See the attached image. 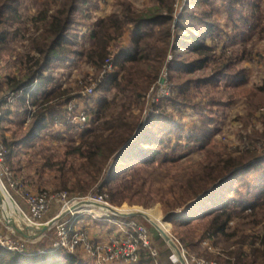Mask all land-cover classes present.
<instances>
[{
	"label": "rangeland",
	"instance_id": "1",
	"mask_svg": "<svg viewBox=\"0 0 264 264\" xmlns=\"http://www.w3.org/2000/svg\"><path fill=\"white\" fill-rule=\"evenodd\" d=\"M63 1L11 0V10L14 12L4 16L5 24L1 29L10 32V38L7 47L0 53V115L3 118L0 121V140L11 141L13 134L18 137L25 136L32 129L33 115L38 109L51 115L53 113L54 119H60V111L66 113L65 117L60 119L61 124H51L46 130L34 134L32 139L23 141L24 143L16 147L8 158L11 169L27 192L49 195L67 193L71 197L83 198L80 203L91 201L122 212L144 211L164 223V209L167 208L164 206L177 202L180 186L196 175L206 162L217 161L229 153L236 157L248 151L250 155L258 156L264 152V0H240L234 9L227 4V0H215V10L212 12L215 25L210 33H205L203 27L193 28L196 34H205L207 45L213 48V56L207 70L197 75H212L218 69L217 64H222L225 57L232 60L231 67L219 81L201 86L193 85L184 95L188 103L198 105L196 110L190 106L175 108L169 102L168 99L176 97L179 89L178 81L171 80L166 67L157 83L149 88L146 96L139 104H134L130 111V121H136L140 116V128L157 112V105L161 104L178 122L175 129L180 128L179 134L165 135L159 145L152 147L157 153L153 164H142L134 171L124 173L127 178H121L124 175L122 174L117 181L105 187H101L100 183H93L82 173L73 174L70 169L73 166L78 168L80 160L67 157L68 147L80 143L83 130L98 126L96 108L100 102H113L115 98L114 90L101 87L105 80L102 83L98 81L104 62L107 57H116L132 46L133 28L127 26L122 35L117 36L111 43L107 57L98 59L99 51L93 45L95 41L91 37L92 33L98 30L96 24L111 15L121 14V4L124 2L131 3L143 12L154 9L158 4L154 0H81L75 12L77 15L73 18L65 38L68 45L64 46V49L71 51V54L65 59L53 60L50 70L45 72V75L50 74L54 79L47 87L48 91L53 92L52 96L45 98L42 96L44 91L41 90L40 93L38 90V102L45 105L42 108H39V105L33 106L36 100L31 98H27L24 104L16 95H8L7 79L24 75L23 61L30 50L31 40L40 33L37 27L43 24L42 19H39L44 12L52 14L59 10ZM172 5L175 21L186 8L196 14L204 11L202 7L193 5L192 0H173ZM92 56L95 58L92 59ZM184 57L194 59L196 55L185 54ZM173 60L172 52L168 62L172 63ZM226 73L228 77L225 76ZM162 78L165 79L163 82ZM91 87H95L94 94L84 95L87 88ZM121 104L120 96L107 115L117 114L121 110ZM203 105L205 106L202 108ZM70 108L73 110H68ZM201 111L205 112V124L199 116ZM82 112L89 120L84 129L71 122ZM69 123L75 128H69ZM205 128L211 135L210 139L208 138V146L203 148L201 142L192 138L199 136V132ZM253 161H256V158ZM260 165L240 173L234 183L235 189L229 190L227 195L233 200L230 206L236 210L224 235L205 234L207 221L175 228L167 221L165 222L168 226L165 223L162 225V229L183 253L187 264H264L260 259L255 260L252 254L255 249H263L264 241V166ZM88 184L93 187L84 194L78 192L79 186ZM1 190L4 195L5 191L2 188ZM7 191L9 195L5 194L16 210L8 215L3 207L5 200L0 203V230L7 231L3 224L8 226L6 219L9 217L17 220L23 229L32 226L21 217L22 212L28 214V207L21 193ZM100 196L104 197L107 204L97 202ZM81 207L84 214L72 217V225L75 224L72 229L86 231L92 241L107 242L111 236L121 234L120 227H124L126 222L136 220L148 228L152 243L158 250L157 259L160 264H182L169 243L145 218L116 216L93 206ZM60 210L61 206L54 204L50 212L43 217L44 223L48 224L55 219ZM69 218L63 214L52 227L36 237H32L28 232L31 238H25L14 231L10 234L11 239L22 250L14 253L24 254L32 248L41 251L56 249L57 229ZM156 235H160L161 239L154 237ZM95 236L98 239L94 238ZM65 251L79 256L84 264H99L96 255L88 253L82 245L75 247L73 251Z\"/></svg>",
	"mask_w": 264,
	"mask_h": 264
},
{
	"label": "trees",
	"instance_id": "2",
	"mask_svg": "<svg viewBox=\"0 0 264 264\" xmlns=\"http://www.w3.org/2000/svg\"><path fill=\"white\" fill-rule=\"evenodd\" d=\"M80 1L64 0L56 12L42 14L39 21L42 19L43 24L37 27L40 33L31 40L30 50L23 61L24 75L7 79L6 92L9 96L16 95V98L24 104L27 98L35 99L33 106L39 105V108L45 105L38 102L41 90L44 91L42 96L45 98L52 96L53 92L48 91L47 87L53 83L54 79L50 74L45 75V72L50 70L53 60L65 59L68 54H71V51L64 49V46L68 45L65 38L68 36L73 18L77 15L75 12ZM154 1L157 2V7L147 12L137 10L129 2L122 3V13L99 20L96 24L98 30L91 35L95 41L93 45L99 51L98 59H104L107 57L111 43L117 36L122 35L125 27L133 28L132 46L113 57V63L118 70L106 78L101 85L105 89L115 91L113 102L108 100L100 102L96 108L98 126L83 130L80 143L68 147L66 151L67 157H76L80 160L79 167L73 166L70 171L73 174H84L93 183H100L101 187L110 185L117 181L120 175L134 171L142 164H153L157 153L152 147L159 145L165 135L179 134L180 128L175 129L178 122L174 116L162 108L161 104L157 105V112L148 118L144 126L139 128L140 116L138 120L130 121L133 105L139 104L149 88L157 83L163 69L168 67L171 80L178 81V93L176 97L169 98V102L175 108L190 106L191 109L196 110L198 105L188 103L184 95L193 85L201 86L219 81L232 64V60L225 57L222 59V64H217L218 69L212 75H197L207 70L213 56V48L207 45V36L196 34L193 28L203 27L206 30L205 33H210L215 25L212 21L215 0H192L193 5L202 7L204 11L196 14L186 8L177 21L173 17L175 12L173 0ZM239 1L227 0V4L234 9ZM10 2L11 0H0V53L7 47L10 38V32L1 31L5 24L4 16L14 12L11 10ZM233 12L236 11L233 10ZM172 52L174 60L169 63L168 57ZM34 53L36 55H33ZM185 54H195L196 57L186 59ZM94 58L95 56H92V59ZM108 58L110 57L106 60ZM225 76L228 77V73ZM116 96L122 97L121 110L117 114L108 116V112L116 102ZM59 115L61 119L66 113L60 111ZM199 116L203 118L205 124V112L201 111ZM2 119L0 115V121ZM54 123L53 113L51 115L38 109V112L33 115L31 131L23 137L13 134L11 141L4 139L8 157L12 156L16 147ZM69 128H75V126L69 123ZM210 135V131L205 128L192 140L201 142V147L204 148L209 144ZM201 136L204 137L201 138ZM249 152L236 157L229 153L217 161L206 162L196 175L191 176L184 185L180 186L177 202L164 206H167L164 209L165 221L171 222L174 228L207 221L205 234L224 235L236 210L230 206L233 200L227 195L229 190L235 189L234 183L237 182L236 178L240 173L248 172L258 164H261L260 167L264 166V152L259 156L250 155ZM255 158L256 161H253ZM64 175L65 173L63 178ZM125 176L124 174L121 178H127ZM80 180L79 178L78 181ZM91 186V184L79 186L77 190L84 194ZM158 238L161 239L160 235ZM262 245L263 249H255L252 254L255 260L260 259L261 263H264V241ZM40 251L38 248H32L24 254H18L0 248V264H84L79 256L65 250L50 248L44 250L45 254H41ZM140 264L160 263L157 257L147 252L142 255Z\"/></svg>",
	"mask_w": 264,
	"mask_h": 264
},
{
	"label": "built area",
	"instance_id": "3",
	"mask_svg": "<svg viewBox=\"0 0 264 264\" xmlns=\"http://www.w3.org/2000/svg\"><path fill=\"white\" fill-rule=\"evenodd\" d=\"M169 59H171V57ZM115 69L113 57L108 58L102 67L101 76L100 79H98L99 83L106 80ZM162 79L163 81L165 80L164 78ZM94 92L95 87H91L90 89L87 88L84 95H93ZM68 110L73 109L70 108ZM54 121L56 124H61L62 122L58 117H55ZM71 122L79 126L80 129H84L89 120L88 116L82 112ZM7 154L8 151L6 147L0 144V186L8 195L9 192L7 190L21 193L28 207V214L22 212L21 215L24 221L35 227L45 225L43 217L50 212L54 204H59L61 206L60 214L57 217L63 214L70 217L57 229L58 241L55 244L56 249L73 251L75 247L82 245L88 253L96 255L99 264H113L117 262L137 264L141 261L142 255L147 252H150L154 257L158 256V250L152 243L148 228L136 220L126 222L124 227H120L122 231L121 234L111 236L109 240L104 243L92 241L89 234L82 229H72V217L84 214L82 213V207L74 208L80 204L83 198L76 196L71 197L67 193L55 195H49L47 193L30 194L24 189L20 179L11 169ZM97 202L106 203L102 196L98 198ZM3 226H5V230L7 231L0 230V248L13 252H22L11 239L10 234H13L14 230L4 224Z\"/></svg>",
	"mask_w": 264,
	"mask_h": 264
},
{
	"label": "water",
	"instance_id": "4",
	"mask_svg": "<svg viewBox=\"0 0 264 264\" xmlns=\"http://www.w3.org/2000/svg\"><path fill=\"white\" fill-rule=\"evenodd\" d=\"M161 82H163V79H161ZM3 201H4V195H3V192H2L1 186H0V203H2ZM84 205L93 206V207L104 209L106 212L112 213L113 215H116V216H123V217H129V218H133V217H143V218H145L146 220H148L156 228V230L160 233V235L169 243V245L172 247V249L175 252V254L179 257L181 263L182 264H187V261H186L184 255H183V253L181 252V250L179 249L177 244L173 241V239L169 236V234L165 230L160 228L157 224H155V222L151 221L145 215L144 212L125 214L123 212H119L118 210H116V209H114V208H112L110 206L101 205V204H98V203H95V202H91V201L82 202V203H80L78 206H76L74 208H77V207L80 208L81 206H84ZM61 216L56 217L55 219L51 220L48 224L42 225L41 227L26 226L23 229L21 227H18V225L16 224V221H15V219L13 217H9L7 219V225L9 227H11L14 231L19 233L20 235L24 236L25 238H31L30 235L28 234L29 231H33L37 235H39L40 233H44L50 227H52L61 218Z\"/></svg>",
	"mask_w": 264,
	"mask_h": 264
},
{
	"label": "bare ground",
	"instance_id": "5",
	"mask_svg": "<svg viewBox=\"0 0 264 264\" xmlns=\"http://www.w3.org/2000/svg\"><path fill=\"white\" fill-rule=\"evenodd\" d=\"M7 196H8V195L4 193V200H5V202H4L3 207H4V210L6 211V213H7L8 215H11L12 212H13L14 210H16V209L13 207L14 204L11 205V203H10V201H9V199H8ZM90 207H91V206H90ZM84 208H85V207H84ZM81 209H83V208H81ZM119 212H122V211H119ZM140 212H144V211H133V212H123V213H125V214H129V213H140ZM14 213H16V212H14ZM144 213H145V215H146L151 221L155 222V224H157L160 228H162V225H164V223H165L164 220H163L164 223H162V221H161V222H160V221H157V219H155L153 216L149 215L148 213H146V212H144ZM16 214H17V213H16Z\"/></svg>",
	"mask_w": 264,
	"mask_h": 264
},
{
	"label": "crops",
	"instance_id": "6",
	"mask_svg": "<svg viewBox=\"0 0 264 264\" xmlns=\"http://www.w3.org/2000/svg\"><path fill=\"white\" fill-rule=\"evenodd\" d=\"M131 34L133 35V33H131ZM130 37H131V36H130ZM130 37H129V38H130ZM131 40H132V38H131ZM130 45H131V44H130ZM130 45H129V46H130ZM130 47H131V46H130ZM130 47H129V48H130ZM65 109H66V108H65ZM0 144H3V145H4V143H3L2 140H0ZM8 158H9V157H8ZM6 220H7V219H6ZM16 221H17V220H16ZM16 224H18V223L16 222ZM72 224H73V221H72ZM74 225H75V224H74ZM74 225H72V227H73ZM23 226H25V225H23ZM18 227H20L19 224H18ZM29 234H30L32 237H34V236L36 237V236H37V234H36L35 232H33V231H29ZM103 235H104V234H103ZM103 235H102V236H103ZM154 237H158V236L156 235V236H154ZM94 238H97V239H98L97 236H95ZM102 238H103V237H102ZM97 239H96V240H97ZM40 253H41V254H45L46 252H45V251H40Z\"/></svg>",
	"mask_w": 264,
	"mask_h": 264
}]
</instances>
